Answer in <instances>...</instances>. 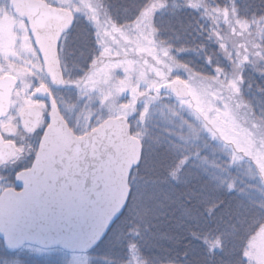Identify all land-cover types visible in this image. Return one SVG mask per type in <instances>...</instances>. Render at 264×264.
<instances>
[{
	"label": "rangeland",
	"instance_id": "374dc122",
	"mask_svg": "<svg viewBox=\"0 0 264 264\" xmlns=\"http://www.w3.org/2000/svg\"><path fill=\"white\" fill-rule=\"evenodd\" d=\"M43 1L50 6L66 8L73 14L75 20L72 34L64 37L63 44L59 46V57L63 65L67 64L65 73L69 82L66 87L69 88V92L66 93L67 99L61 105L62 112L76 130H88L89 127H95L106 118L123 116L130 123L132 135L142 142L141 164L132 172L129 180V186L133 187L135 192L133 199L130 197L131 202L127 207L126 215L132 213L136 221H142L152 199L151 191L153 190L150 182L160 178L158 171L162 167L182 168L187 174L182 175L183 178L193 176L197 187L200 181H203L204 185L215 181H220L217 184L223 183L224 186L230 183L231 174H227V170L223 168L220 170L215 165L218 162H211L207 154L197 155L201 162L208 163V166H203L204 172L200 169L193 171L192 156H188L190 160L188 164L185 163L187 160L184 159V155L196 143L190 141L186 132L180 135L177 132L178 127L176 128L174 123V119L178 118L175 113L178 112L177 110L193 113L203 124L202 127L207 136H211L218 145L221 143L226 149L228 148L239 161L246 165L253 164L259 175V183L264 185L263 120L255 118L252 114L242 97V88L236 89V85L240 84L238 79L234 84L226 83L220 76L212 79L197 75L184 66L170 61L167 49H159L154 39L153 24L150 22L148 11L156 4L161 5L160 2L154 3L148 10L143 11L135 22L120 27L119 35L118 29L110 21L111 17L107 14L99 15V2L91 3L92 0ZM204 6L199 5L201 13L205 9ZM220 12L226 13L227 10L220 7ZM227 15H229L230 23H234L236 19L231 10ZM229 28L230 26L222 30L221 39L231 49L235 59L246 64L255 75L264 76V70L260 71L261 68L264 69V53L256 52L257 47L247 32L235 28L234 34H231ZM82 30L87 33H82ZM87 34L94 38L93 46H91L92 38L89 40L88 36H85ZM149 45L152 46L150 50L153 53L151 62L147 64L145 56ZM70 47L75 53L74 58L69 57ZM159 53L163 55H157ZM92 54L93 60L86 64L88 55ZM37 60L36 48L26 23L15 18L9 8V0H0V76L9 73L20 81L42 82L41 68ZM81 68H84L82 76L79 75ZM236 75L237 72L233 71L234 80ZM78 76L82 77V80H78ZM174 80H179L187 88L189 94L187 98L177 99L170 95L169 99L167 94L163 93L165 96H162V93L157 92L159 86ZM146 84H150L144 95L146 97L134 99V94L142 93ZM127 95L130 99H126ZM170 106L176 107L173 112L175 115L163 114L161 109H167ZM148 109L152 110L149 115ZM194 150H200V148L194 147ZM165 154L172 158L169 164H165V160L162 159ZM215 169L217 172H214ZM218 173L221 174L217 175ZM235 176L237 177V174ZM162 181L166 180L162 179ZM232 191L239 192V189ZM183 192L188 194L187 190H176L173 187L172 198L168 200L165 198L167 201H163L158 213L165 211V202H173L174 207L178 206ZM193 192L201 193L195 187ZM253 192L260 193L257 189ZM205 194L207 196L206 192ZM226 196L236 199L234 193L226 194ZM186 203L184 202L183 206ZM130 207H133L132 211ZM250 210L254 216H260L263 214L261 211L264 210V206L250 208ZM123 219L113 225L110 235L107 234L108 237L97 246L96 250L86 254L46 252L28 247L23 252L27 255L29 264H99L101 261L106 264H119L114 261L119 253L118 240L124 235V228H131L130 224L126 225ZM134 235L137 237L138 234ZM130 237L124 238L128 246L131 245ZM135 252L132 247L129 251L127 250L131 256H135ZM243 256L244 264H264V214L263 219L258 220L250 237L247 238Z\"/></svg>",
	"mask_w": 264,
	"mask_h": 264
},
{
	"label": "trees",
	"instance_id": "16d2710c",
	"mask_svg": "<svg viewBox=\"0 0 264 264\" xmlns=\"http://www.w3.org/2000/svg\"><path fill=\"white\" fill-rule=\"evenodd\" d=\"M93 1L99 2L100 16L107 14L111 17L110 21L118 29L119 35L120 27L135 22L143 11L160 2L161 5L156 4L148 11L150 22L153 24L154 39L159 49H167L170 61L184 66L197 75L212 79L220 76L226 83L234 84L238 79L240 84L236 85V89L242 88V97L252 114L264 123V76L255 75L246 64L235 59L231 49L221 39L222 30L228 26L231 34H234L235 28L242 29V32H247L252 38L258 48L256 52L264 53V0H92L91 3H94ZM199 5H205L203 13L200 12ZM220 7L225 8L227 12L221 13ZM229 10L236 19L234 23H230L228 18ZM95 13L94 10V16ZM82 33L87 32L82 30ZM85 36H88L89 40L92 38L93 46L94 38L88 34ZM150 49L151 45L147 48L145 56L147 64L152 60L153 51ZM263 70L260 69L262 72ZM233 71L237 72L235 80ZM149 86L150 84H146L142 93L138 91L139 93L134 94V99H144ZM162 96L165 95L162 93ZM125 97L130 99L129 95ZM167 97L171 98L168 94ZM175 110V106L161 109L162 113L168 116L176 113L178 118L174 119V123L175 127H178L177 132L179 135L186 132L190 141L196 143L184 155V159L187 160L185 163L188 164L190 160L188 156H192L193 171L200 169L204 172L203 166H208V163L201 162L197 155L207 154L211 162H218L214 164L220 170L223 168L227 170V174H231L230 183L224 186L223 183L217 184L220 181H215L204 185L202 184L204 182L200 181L197 187L193 176L183 178L182 175L187 174L182 168L162 167L158 171L160 177L156 179L158 183L150 182L153 190L152 199L147 206L148 212L141 222L136 221L132 213L126 215L131 202L130 197L133 199L135 192L133 187L130 188L127 205L114 225L126 217L123 220L126 221V225L130 224L131 228H124V235L118 238L119 253L116 254L117 259L114 261L119 264H244L246 240L258 220L263 219L264 214L263 210L262 215L254 216L250 208L264 206V185L259 183V175L254 165L251 163L246 165L239 161L228 148L221 143L218 145L211 136H207L203 124L193 113ZM151 112V109L147 110L148 115ZM194 147L200 148L201 151L194 150ZM162 159L165 160V164L172 162L171 156L166 154ZM219 174L221 173L217 175ZM173 187L176 190H187L188 194L184 192L181 194V200L176 207L173 206L175 205L173 202H165V211L158 213L163 201L172 198ZM194 187L201 193H192ZM236 188L239 192L232 191ZM254 189L260 193H254ZM233 193L236 194V199L226 196ZM184 202H187V206H183ZM130 208L132 211L133 207ZM134 234H138L137 237ZM127 236H131L132 239L130 246L124 239ZM130 247L135 249V256L127 253ZM0 257L2 258L0 264H29L23 249L16 254H9L0 248ZM32 258L37 260L35 257ZM99 264L106 263L101 261Z\"/></svg>",
	"mask_w": 264,
	"mask_h": 264
},
{
	"label": "water",
	"instance_id": "95a60500",
	"mask_svg": "<svg viewBox=\"0 0 264 264\" xmlns=\"http://www.w3.org/2000/svg\"><path fill=\"white\" fill-rule=\"evenodd\" d=\"M9 7L27 24L45 74L62 87L57 46L72 28L71 12L42 0H9ZM7 81L12 87L11 77L0 85ZM157 92L189 96L176 80ZM0 99L7 109L9 94ZM128 125L123 116L109 117L77 137L52 112L34 164L17 176L21 191L0 197V238L7 251L31 245L86 253L103 239L126 205L129 176L140 161L142 146Z\"/></svg>",
	"mask_w": 264,
	"mask_h": 264
},
{
	"label": "flooded vegetation",
	"instance_id": "af4514ba",
	"mask_svg": "<svg viewBox=\"0 0 264 264\" xmlns=\"http://www.w3.org/2000/svg\"><path fill=\"white\" fill-rule=\"evenodd\" d=\"M67 35H64L60 39L57 46L62 87L53 84L45 74L43 62L39 58L37 51L36 55L39 67L41 68L40 79L42 82H35L33 80L20 81L16 76L9 73L0 76V79L11 77L13 80L12 87L8 81L6 84L2 83L0 85V98L3 99L6 94H9L8 104L6 105L7 109H5V106L2 107L0 105V197L5 191H12L14 193L21 191L15 183L17 176L28 171L34 164L38 153L37 150L46 129L50 125V117L53 111L59 115L60 119L64 121L68 129L72 130L75 136H82L94 128L89 127L88 130H76L61 109L63 101L67 99L66 93L69 92V88L66 87L69 82L68 76L65 73L67 64L63 65L61 57H59V46L63 44L64 37ZM69 51L71 52L69 57L74 58L75 53L71 47ZM93 56V54L88 55L86 64H89L93 60ZM68 66L70 65L68 64ZM82 69L84 68L79 69L80 76L83 74ZM78 80H82V77L78 76ZM9 87H11V90H9ZM27 247L35 248L24 245L18 249L25 250ZM0 248L6 250L5 242L2 238H0ZM17 251H12L9 254L13 252L16 254Z\"/></svg>",
	"mask_w": 264,
	"mask_h": 264
}]
</instances>
